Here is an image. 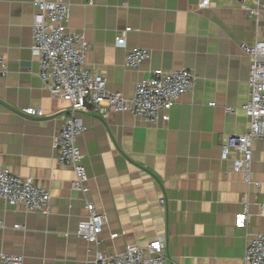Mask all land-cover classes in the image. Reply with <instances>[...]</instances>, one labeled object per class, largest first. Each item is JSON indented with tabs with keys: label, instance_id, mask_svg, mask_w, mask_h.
Instances as JSON below:
<instances>
[{
	"label": "crops",
	"instance_id": "0c3cea01",
	"mask_svg": "<svg viewBox=\"0 0 264 264\" xmlns=\"http://www.w3.org/2000/svg\"><path fill=\"white\" fill-rule=\"evenodd\" d=\"M63 1L68 29L90 44L86 69L104 78L109 91L131 98L135 84L156 70H187L196 80L167 122L150 124L128 112L81 116L82 194L72 188L73 169L55 161L52 143L70 104L52 98L39 78L30 52L33 0H0L7 69L0 77V166L51 197L48 216L0 199V254L21 256L23 264H89L97 250L145 251L162 238L165 264H244L248 240L264 235L263 193L221 161V149L248 130L241 108L249 101L250 59L240 46L264 41V0L257 24L230 0H209L207 8L201 0ZM120 36L125 48L114 46ZM135 49L148 58L132 70L124 59ZM26 109L42 117L25 116ZM250 180L264 183L261 140L252 143ZM87 204L106 215L98 245L74 236Z\"/></svg>",
	"mask_w": 264,
	"mask_h": 264
},
{
	"label": "built area",
	"instance_id": "2783aa9c",
	"mask_svg": "<svg viewBox=\"0 0 264 264\" xmlns=\"http://www.w3.org/2000/svg\"><path fill=\"white\" fill-rule=\"evenodd\" d=\"M240 5L246 14L258 23L262 16L259 0L248 5V0H230ZM35 13L32 19L30 52L37 60L39 78L52 98L70 104L68 112L61 117L62 127L54 138L52 148L59 166L73 169L75 180L72 188L87 193V175L82 166V155L76 147L77 138L84 132L81 116L107 118L111 113L128 112L150 124L167 122L168 113L178 98L193 90L195 76L187 70L164 72L156 70L148 80L138 81L131 98L106 88V81L85 67V58L90 44L82 34L68 29L69 6L63 0H33ZM209 0H201L200 7L207 8ZM116 48H125L124 36L115 39ZM242 54L250 59L248 85L249 101L242 106L248 120L244 134L228 137L221 149V161L230 162L234 172L241 173L245 183L262 189L264 208V183L250 180L252 143L264 141V41L240 46ZM148 58V52L135 49L124 59L125 67L137 69ZM7 74L6 63L0 57V77ZM215 104L209 103V107ZM230 112L231 110H226ZM25 116L42 117L32 109L23 110ZM0 199L8 206H21L26 212L48 216L51 212V197L47 190L35 186L31 178L12 175L0 166ZM162 203V201H160ZM88 217L77 224L74 236L88 244L98 245V236L106 225V215L98 213L91 204L86 205ZM247 220V215H246ZM3 226L0 223V228ZM19 229V226H14ZM244 264H264V235L250 238L245 247ZM163 241L158 238L143 251L138 246H129L122 253L106 255L96 251L89 264H165ZM0 264H23L17 255L0 254Z\"/></svg>",
	"mask_w": 264,
	"mask_h": 264
},
{
	"label": "water",
	"instance_id": "95a60500",
	"mask_svg": "<svg viewBox=\"0 0 264 264\" xmlns=\"http://www.w3.org/2000/svg\"><path fill=\"white\" fill-rule=\"evenodd\" d=\"M1 104H2V102H0ZM4 105V104H3ZM11 109V108H10ZM15 111V110H14ZM17 113H19V112H17Z\"/></svg>",
	"mask_w": 264,
	"mask_h": 264
}]
</instances>
